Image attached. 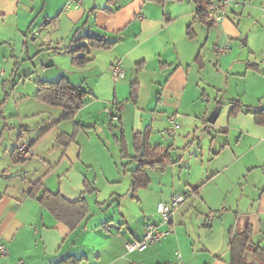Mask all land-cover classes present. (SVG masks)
<instances>
[{
  "label": "crops",
  "instance_id": "crops-1",
  "mask_svg": "<svg viewBox=\"0 0 264 264\" xmlns=\"http://www.w3.org/2000/svg\"><path fill=\"white\" fill-rule=\"evenodd\" d=\"M68 1L0 0V40H8L11 45L16 42L17 54L22 59L30 36L35 37L38 33L42 35L43 32L39 30L46 28V24L51 22L58 26L67 24L70 32L77 28V36H104L106 40L116 41L115 45L119 36L123 37L122 40L135 39L133 45L111 56L110 65L113 66L120 59L124 64L127 61L130 68L134 69V75H131L139 82L137 100L133 101L131 97L132 83L124 88L127 102L124 98L119 99L118 83L110 88L114 92L113 99L106 90L104 95L98 93L102 85L96 84L92 87L86 104L79 111L87 109L88 116L96 122L95 126L102 122V134L106 137L103 138L114 144V151L117 148L121 151V146L115 139L121 131L126 138L130 155L134 154V134L139 132H150L149 143L152 146L161 145L170 149L174 163L165 168L146 167L151 183L147 188L139 189L135 197L132 196L131 174L122 166L119 168V164H128V168L132 169L136 163H129V159L122 158L119 164L115 162L116 167L112 161L106 167L101 166L103 181L112 188L124 183L125 187L121 186L122 192H129L131 201L137 204L150 203L151 197L154 200L152 202L156 203V209L159 202H169L176 193L188 194L175 211L172 222L160 226L169 233L158 243L142 250L145 252L146 262L174 264L177 253L175 251L179 250L184 264H229L230 240L236 232L243 230L247 223L253 225L254 241L264 253V104L260 105V99L264 97V77L256 76V84L253 85L255 88L249 95L244 94L245 90L247 91L245 83L238 87L239 92L229 82L232 74L247 76L254 72L264 75V70L254 62L248 66L246 63L245 70L236 73L230 63L237 57L232 55L233 51L229 54L230 47L227 45L230 38L239 34L234 21L239 16H252L255 14L253 12L260 8L259 5L264 8V0H250L249 4L237 8L227 19L212 26H207L194 16L195 24L191 27L193 36L187 33L191 26L189 20L196 9L192 0L190 1L194 4L193 8L187 7V11L169 19L166 13L159 10L166 9L167 2L161 4L164 6H159L160 3L153 4L156 2L148 0H115L114 3L107 0H81L77 7H67ZM106 8L113 11L108 12ZM181 15L185 19L182 18L184 21L178 22ZM203 25L207 27L208 32L205 38H200L199 33L203 32ZM76 33H73V36ZM227 46L229 49L226 50ZM206 48L215 51L218 65L221 67L219 68L228 72V84L224 87L209 81L208 86H213L214 98L208 95L198 79L191 77V64L197 63L196 61L202 62L200 72L206 71V63L201 54ZM92 49L94 55L113 53L106 52V49ZM6 53L7 50H4V59H7ZM14 55H11L9 62ZM247 58L246 54L244 60H248ZM94 59L88 63L91 65ZM224 60L227 61L224 63ZM88 63L86 65H89ZM150 63L156 67L151 68ZM7 73L8 71L4 70L0 72L4 76ZM48 73L49 70L43 72L46 75ZM48 78L46 76L45 79ZM244 95L247 98L243 97ZM31 96L35 97V94ZM234 100H241L244 106L237 115L231 117ZM23 101L25 100H18V105ZM40 105L43 106L37 107V110L44 109V102ZM247 105L253 111L260 112L261 123L257 122L253 113L247 111ZM110 108L115 113L113 117L108 112ZM33 112L38 111H32L30 114ZM104 113L107 114V121L103 119ZM174 114L180 126L173 134H167L164 130L170 125L169 117ZM0 118H6L2 110ZM7 119L3 130L0 127V242L6 245L8 252L0 255L4 259V262L0 263L30 264L25 257V248L30 244L34 247L33 255L36 256L31 264H54L69 256H80V260L88 259L89 254L102 247V252L114 251L113 257L106 264H132V259L136 257L124 254L142 251L129 252L126 243L140 239L148 221L160 220L157 210L158 217L152 218L149 214L153 207L148 208L147 218L134 224L130 234L123 231L124 224L129 221L126 215L121 213L124 221L119 229L116 228L115 235V226L111 222L114 219H109L94 206L81 226L71 230L56 220L38 202L37 198L42 189L36 197L29 195V191L36 181L41 180L48 189L60 191L69 200H77L85 191V178L89 179L88 183H93L88 168L94 167L96 163H89L83 158L84 147L75 144L65 148L63 158L59 156V149L39 156L36 150L42 140H27L23 132L20 135L14 133L16 139H11L9 133L17 129L9 124ZM105 125L108 127L105 128ZM194 127L196 131L191 141L189 138L193 135ZM56 138L58 134L52 136V141L58 144ZM31 142L33 154L23 160L17 153V147ZM176 142L179 145H175ZM95 145L99 148V157L109 159L110 151L106 149L108 145L97 139L93 146ZM177 147L183 150L182 156L176 152ZM111 155L114 157L113 153ZM52 156H56L55 159ZM53 176L55 182L50 180ZM98 176L96 174L94 185L97 184ZM157 185L159 189L154 194ZM122 192L116 193L112 190L109 196L118 200L122 194H126ZM160 195L165 199H159ZM86 197L89 206L92 198L97 202L96 197L92 195ZM197 200L200 201V207L193 210ZM222 203L230 204L229 209H220ZM214 210L219 213L217 216L212 215L211 219L210 212ZM191 212L196 214L195 218ZM187 215L189 221L196 219L199 227L198 230L184 234L185 240L179 224L185 223ZM104 218L107 220L103 221ZM105 222L107 224L102 226ZM94 236L103 238L99 245L92 244ZM97 245L101 248H97ZM119 250H124L123 254L119 253ZM102 257L98 255V258ZM83 263L86 262L78 264Z\"/></svg>",
  "mask_w": 264,
  "mask_h": 264
},
{
  "label": "rangeland",
  "instance_id": "rangeland-1",
  "mask_svg": "<svg viewBox=\"0 0 264 264\" xmlns=\"http://www.w3.org/2000/svg\"><path fill=\"white\" fill-rule=\"evenodd\" d=\"M166 2L167 3L165 6L168 7H166V9H159V10H161L162 13H166L168 19L180 15L181 13H183V11H187L189 8L194 7L193 2L190 0H168ZM153 4H157V3H153ZM158 5L164 6L161 4ZM173 5H174V9H172ZM258 7H260L258 11L253 12L256 15L255 14H253L252 16L244 15V17L239 16L237 20L234 21V25L238 28L239 34H235L236 36L230 38L227 45L230 47L229 54L233 51L232 55L237 57V59L231 61L230 63L231 67H234L235 71H237L236 73H242L241 71L245 70L244 66L246 63H248L247 64L248 66L249 63H254V62L258 63V65H261L262 69L264 70V12H263L264 8H261L260 5ZM157 8H161V7H157ZM193 13L194 14L191 16V20H189L191 27L195 24L193 19V17L195 16V10ZM179 18L180 19H178L179 20L178 22H180L184 17L183 15H181L179 16ZM184 19L182 21H184ZM76 30L77 28H75L72 32H70V28L65 23L59 26L54 22L46 24V28L39 30V32L40 31L41 33L43 32L42 35L38 33L39 35L37 34L35 35V37L34 35L30 36L28 42L26 43L27 46L25 45L26 47L24 49L23 52L24 55L22 59L19 58V55L17 54L16 42H13L11 45V43L9 44L8 40L6 42H4V40H0V51L3 50L0 52V72L1 70L8 71L6 76L0 74V108L3 111L4 116L8 118L7 121L9 122V124H11L13 127L17 129L9 133L11 139L13 138L16 139L14 133L16 134L18 133V135H20V133L23 132L24 137H26L27 140H30L32 138H34L35 140L37 139V141L42 140L38 143L39 147H37L36 150L38 151L37 154L39 156H43L47 153L54 152L59 149L60 150L59 156L60 158H63L66 147H63L62 145H59L57 143L55 144V142L52 141V136L57 134L59 136L61 133H71L74 131L76 126H79L75 136V140L70 144V146L72 144H75L78 147H80L81 145V147H84L83 158H85L89 163L92 162L96 163L94 167L91 166L88 168L90 169V174L93 178L92 181L93 183L91 184L95 186V188L97 189L92 193H86V196L92 195L97 199L96 203H95V198L94 200L93 198L92 200H90L89 212L93 210L94 206H96L106 217H108L109 219L110 218L114 219L111 222L115 226V228H113L115 231V235H117L116 231L117 229H119L121 223H123L124 221L123 220L124 217L122 216L121 213L125 214L126 215L125 217L128 219L129 223L124 224L123 231L125 234L126 233L130 234L129 232L134 226V224H136L137 222L141 223L142 220L147 218L146 214L148 213V208L153 207L152 212L149 214L152 218L158 217L155 209L156 203L154 204L152 202L154 200L151 197H149L151 201L150 203L148 202L144 204L134 203L133 201H131L129 192L127 193L126 190L122 192L123 190H121L122 189L121 186L125 187L124 183L119 187L116 186L115 188H112V186L108 185L106 181L105 182L103 181L101 166L106 167L107 165L111 164L110 161H112V164L114 165L115 162L116 163L118 162L119 164L122 159V153L118 148L117 150L114 151L115 148L114 144L106 141L105 139L106 137L102 134L104 130V126L102 122H99L98 125L95 126L96 122H93V120H91V118L88 116L87 109L86 110L83 109L81 112L78 111L74 118L60 120L61 116L65 112V109L63 107L53 106L44 103L45 106L44 109L37 110V107L43 106L40 105L43 102L31 96L36 94V91L38 90V85H37L38 79L55 81L58 80L61 76H66L68 79H71V81L73 80L72 82L75 85L82 87L88 92L92 91V87L94 85L96 84L102 85V88L101 90H98V93L104 95V90H106V93L110 96L111 99H113L114 92L110 88L111 86L114 87L116 83H118V86L120 88L119 99L121 100L123 98L124 99L127 98L126 93L124 92V88L126 86L129 87L130 83L136 81L135 76L132 77V75H134V69L130 68L126 59L125 60L126 63L124 64V69L126 70L125 76L119 79H115L112 74V65H110V59L112 55H117V53L121 49L125 50L130 45H133V43H135V39L128 38V40L126 39L122 40L123 37L119 36L116 38V40H118L117 45H113L111 48L106 49V52H113L111 55L105 53H99V54H95L96 55L95 59H94L95 56L94 52L92 51L93 49L91 48L90 52L85 54L86 56L88 55V58L94 59V62L91 63V65L90 63H88L89 65H85L83 67H75L71 64V60H72L71 54L66 50V48L73 43L72 42L73 33H76L75 32ZM207 32H208L207 27L203 25V32L199 33L200 38L203 37L205 38ZM4 50H7L6 53L7 59L3 58ZM11 52H13V54L15 55L13 56L12 61L9 62V60L11 59V55H13ZM201 54L203 60L206 63L207 69L206 71L200 72L201 70L200 65L202 62L196 61L197 63L194 62L191 64L192 65L191 77L193 79H198L202 87L207 90L208 95H211V98H214V93L212 90L213 86H208L209 81H212L214 85L215 83H218L221 87H224L226 84V78L228 72L220 69L221 67L218 65V58L216 56L215 51H213L212 48L204 49V52L202 51ZM246 54L248 56L247 58L248 60L246 59L244 60ZM49 60H53L54 63L50 66H47L46 63ZM227 60L229 61V58ZM227 60H224L223 62L225 63V61ZM150 64H151V68L156 67L153 66L152 63ZM225 67L228 68L227 66ZM107 68L108 71L106 72ZM215 69H217L218 71H216ZM48 70H49L48 75L43 74V72ZM45 75L48 76L49 78L45 79L46 78ZM232 76H233L232 78L229 77L231 78L229 79V82L231 83L233 88H236L237 91L240 92V90H238V87H241V85H244L245 83V88L247 89V91L245 90L244 94L248 93V95L255 88V86L253 87V85L256 84L255 83L256 82L255 80L257 78L256 76L264 77V75H260L259 73H254V72H250L247 76H241L239 74L237 75L232 74ZM3 83H5V86H3ZM122 84L124 85L122 86ZM250 85L252 86L250 87ZM243 97H246V95H244ZM263 98L260 99L261 100L260 105L264 104ZM18 100H25V101L21 102L19 106ZM125 102H127V99ZM254 102H256V100H254ZM32 111H38V112H33V114L31 115L30 113ZM102 116L103 119L107 121V114L104 113ZM5 119L0 118L1 130H3V127L5 125ZM78 124H83L85 126L81 127ZM107 127L108 125H105V128ZM10 128L12 127H9V129ZM195 131L196 128L194 127L192 132L193 135L191 134L192 136L191 138H189V140L193 141L192 138L194 137ZM103 136L105 138H103ZM96 139L98 141H103L105 144L108 145V147L105 148L110 151L108 152L110 154L109 159H107L106 157H104V159L103 158L101 159L99 157V148H97V145L93 146L94 144H96ZM175 145H179L178 142H176ZM87 149L89 150L87 151ZM176 152H178L179 156H182L184 153L183 150L180 149V147L176 148ZM112 153L114 157H112L111 155ZM37 154H35V158ZM55 157L52 156L53 159H55ZM98 161L101 165L98 164ZM121 166L123 168V165L119 164V168H121ZM96 174H98L99 176L97 179V184L94 185ZM50 180L55 182L54 176ZM88 180L89 179L87 178H85L84 180L85 189L86 186L88 185ZM127 188H129V184H127ZM155 189L156 190L153 192L154 194H156L157 189H159L158 185ZM112 190H115L116 193L122 192L126 194H122L121 198L117 200V198H111L109 196ZM159 199H165V198H161L160 195ZM220 205H221L220 209L222 210L225 209L227 210L230 207L229 206L230 204L228 203L226 204L222 203ZM199 207H200V201L197 200L194 204L193 210L198 209ZM219 212L218 210L211 211L210 212L211 219L213 218V216H217L216 214H218ZM191 213L193 214V218H195L194 216L196 214L194 212ZM106 220H107L106 218L103 219V221ZM195 220L196 219L189 221L187 215L185 223L179 224L182 227L181 233L185 240H186L185 235H187L189 231L191 232L195 229L198 230L199 225L196 224ZM102 239L103 238L101 236H94V239H92V244L99 245V243L102 242L101 241ZM98 245L97 248H101ZM30 247L32 246L29 244V247L25 248L26 250L25 257L27 262H30L31 264V262L35 261L36 256L33 255L34 247L32 248ZM102 249L103 247L98 251H96L95 253L89 254L88 259L85 258L83 260H80L79 258L80 256L77 257L76 259L79 260V262H86L83 264H106L107 261L113 257L114 251L112 250L109 253H105L102 252ZM178 251L179 250H176L175 253ZM106 252L108 251L106 250ZM123 252L124 250L123 251L119 250V253L123 254ZM99 254L102 255L103 257L98 258ZM130 255L136 257V259H132L134 260L132 264H137V263L151 264L150 262H146L144 258L145 252L143 251L134 252L133 254H128V255L124 254V256H130ZM2 258L3 257H0V262H4V259ZM48 261L50 262V260ZM161 263L167 264L166 262H161ZM152 264H156V263L153 262Z\"/></svg>",
  "mask_w": 264,
  "mask_h": 264
},
{
  "label": "trees",
  "instance_id": "trees-1",
  "mask_svg": "<svg viewBox=\"0 0 264 264\" xmlns=\"http://www.w3.org/2000/svg\"><path fill=\"white\" fill-rule=\"evenodd\" d=\"M109 3H114L115 0H107ZM163 4L168 0H148ZM195 3V17L207 26H212L217 22L211 19L209 13V6L212 0H192ZM117 9V8H116ZM108 12L113 10L106 8ZM77 32V31H76ZM189 36H193L191 26L187 31ZM72 44L66 48L71 54V63L75 67L85 66L92 58H88L85 53H89L91 48L94 49H109L116 44V41L106 40L104 36H92L83 34L77 36V33L73 36ZM199 58V57H198ZM141 64V63H140ZM140 71V68H138ZM38 90L35 94V98L53 105L60 106L65 109V112L61 116L60 120L74 118L77 112L86 104L87 97L91 93L82 87L75 85L66 76H61L58 80H37ZM132 87V100L136 101L139 93V82L135 81L131 84ZM244 104L241 100H234L233 107L230 111V116L237 115L238 111L243 109ZM247 111L253 113L258 123H261V114L258 111H253L250 106H246ZM1 113V110H0ZM112 119V118H111ZM113 120V119H112ZM84 127L83 124H78ZM79 126H76L71 133H61L57 142L63 147H68L74 140ZM112 129H114L111 126ZM149 131L135 133L133 137V151L134 154L130 155L126 138L121 131L120 135H116V142L121 146V153L123 159H129V163H136V166L132 169L128 168V164L123 165V169L131 174V190L132 196L135 197V193L139 189L147 188L151 179L147 174L146 167L159 166L162 168L167 167L174 163L172 159L170 149L162 147L161 145L152 146L149 143ZM28 146L33 147V143H29ZM17 153L18 147H17ZM20 156V155H19ZM26 160L28 157H22ZM42 189L41 195L37 198L38 202L47 209L53 217L59 222L67 225L71 230H76L81 226L83 221L89 214V203L86 197V193H92L97 190L95 186L88 183L85 191L77 200H69L62 195L60 191H52L44 186L41 180L36 181L29 195L36 197L39 191ZM194 189V191H196ZM179 207V206H178ZM157 210V206H156ZM177 210V209H176ZM155 221V220H150ZM149 222V221H148ZM107 222L101 224L105 226ZM253 225L247 223L243 230L236 232L229 243L230 246V260L229 264H264V253L260 250L253 237ZM79 260L75 257L69 256L63 258L61 261L54 264H78Z\"/></svg>",
  "mask_w": 264,
  "mask_h": 264
},
{
  "label": "built area",
  "instance_id": "built-area-1",
  "mask_svg": "<svg viewBox=\"0 0 264 264\" xmlns=\"http://www.w3.org/2000/svg\"><path fill=\"white\" fill-rule=\"evenodd\" d=\"M81 0H69L67 7L75 6L80 4ZM250 0H212L209 6V13L211 19L221 22L228 18L237 8H241L249 4ZM229 49L228 47L226 50ZM126 70L124 69V62L122 60L116 61L112 66V74L115 79L124 77ZM108 112L113 117L115 116L114 111L110 108ZM170 125L164 130L167 134H173L176 129L179 128L180 124L176 119V114L169 117ZM19 155L22 157H31L33 154L32 148L28 144L24 143L18 146ZM188 194L176 193L173 195L169 202H159L157 204V212L160 215L159 221H149L145 225L144 235L137 240L126 243V249L131 252L135 250H144L159 241H161L168 233V230H162L161 224H169L173 220L174 213L178 206L185 201ZM211 218V217H210ZM8 250L4 243L0 242V255L7 254ZM139 264V263H137ZM174 264H184L182 261V254L176 253V261Z\"/></svg>",
  "mask_w": 264,
  "mask_h": 264
},
{
  "label": "water",
  "instance_id": "water-1",
  "mask_svg": "<svg viewBox=\"0 0 264 264\" xmlns=\"http://www.w3.org/2000/svg\"><path fill=\"white\" fill-rule=\"evenodd\" d=\"M53 63H54L53 60H49V61L46 63V65H47V66H50V65H52Z\"/></svg>",
  "mask_w": 264,
  "mask_h": 264
}]
</instances>
